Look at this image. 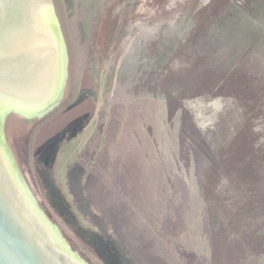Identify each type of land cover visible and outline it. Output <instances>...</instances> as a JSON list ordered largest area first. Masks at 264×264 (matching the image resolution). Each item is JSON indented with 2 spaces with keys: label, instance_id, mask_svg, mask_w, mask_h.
<instances>
[{
  "label": "water",
  "instance_id": "1",
  "mask_svg": "<svg viewBox=\"0 0 264 264\" xmlns=\"http://www.w3.org/2000/svg\"><path fill=\"white\" fill-rule=\"evenodd\" d=\"M0 264H264V0H0Z\"/></svg>",
  "mask_w": 264,
  "mask_h": 264
},
{
  "label": "trees",
  "instance_id": "2",
  "mask_svg": "<svg viewBox=\"0 0 264 264\" xmlns=\"http://www.w3.org/2000/svg\"><path fill=\"white\" fill-rule=\"evenodd\" d=\"M89 120V119H88ZM87 120V121H88ZM86 121V122H87ZM84 126V125H83ZM39 149V148H38ZM38 149H37V152H36V156H38ZM39 158V157H38ZM41 177L40 178H43V181H44V183L47 185V183L48 184H50L49 183V180L43 175V174H41L40 175ZM93 180H95V179H92V181ZM91 181V182H92ZM98 182V181H97ZM96 181H95V183H97ZM98 185V184H97ZM99 185H101V189H98L97 190V188H95L94 190H93V197L97 200L98 198L99 199H101V201H103V203H104V201H105V198H107V194H106V182L104 183V180H101L100 181V184ZM106 188V189H105ZM108 190V189H107ZM51 196H53V198L55 199L56 197H60V198H62L63 200H64V197H62V194L60 193H56V191H55V189L53 188V190H51ZM99 202H100V200H98ZM63 202V201H62ZM101 203V202H100ZM58 208V207H57ZM58 211H59V213L60 214H62L63 216H67V221L69 222V224H71L73 227H78L77 226V221H76V219L74 218V215L63 205V209L62 208H58ZM70 217L72 218V219H70ZM90 230V229H89ZM87 231H88V229H86V228H84V227H82V236H83V234H84V237L85 238H83V239H86L87 241L89 240V237H91L92 238V236H93V234H95V232L92 234V233H89L88 232V234H92L91 236L90 235H87L86 233H87ZM92 239H94V236H93V238ZM89 243V242H88ZM90 244V243H89ZM90 245H92V243L90 244ZM108 249H109V251H110V246H108Z\"/></svg>",
  "mask_w": 264,
  "mask_h": 264
},
{
  "label": "flooded vegetation",
  "instance_id": "3",
  "mask_svg": "<svg viewBox=\"0 0 264 264\" xmlns=\"http://www.w3.org/2000/svg\"><path fill=\"white\" fill-rule=\"evenodd\" d=\"M44 175V174H43Z\"/></svg>",
  "mask_w": 264,
  "mask_h": 264
}]
</instances>
